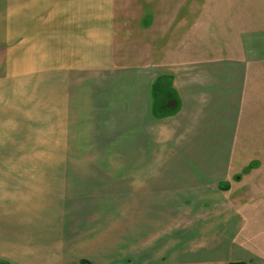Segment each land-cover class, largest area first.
Masks as SVG:
<instances>
[{"label": "crops", "instance_id": "0c3cea01", "mask_svg": "<svg viewBox=\"0 0 264 264\" xmlns=\"http://www.w3.org/2000/svg\"><path fill=\"white\" fill-rule=\"evenodd\" d=\"M179 1L182 22L187 29L194 22L197 30V36L190 29L184 35L183 50L204 58L179 66L153 61L148 69L141 39L149 38L154 60L157 40L164 38L158 23L172 32L175 0H0V102L12 106L22 96L25 103L8 118L19 125L23 118H46V106L29 108L47 96L50 111H56L54 103L59 113L52 118H83L84 107L96 109L90 94L94 75L102 79L104 71L114 76L124 68H117L115 55L125 54L117 48L135 28L137 115L145 112L151 132L157 123L165 126L164 150L171 151L159 162L157 179L137 194L135 244L128 231L116 240L109 227L95 235L87 221L76 224L75 217L63 228L61 213H48L49 202L2 187L0 264H264V159L242 154L264 150V15H255L249 4L240 12L233 4H214L219 15L212 21L229 23L230 29L212 32L214 40L222 35L225 42L210 53L201 4L195 20L188 1ZM127 15L137 16V27L128 26L133 19ZM10 123L7 133H25ZM23 147L0 143L1 161H13ZM4 177V184L14 181V174ZM174 207L181 209V223L164 218Z\"/></svg>", "mask_w": 264, "mask_h": 264}, {"label": "rangeland", "instance_id": "374dc122", "mask_svg": "<svg viewBox=\"0 0 264 264\" xmlns=\"http://www.w3.org/2000/svg\"><path fill=\"white\" fill-rule=\"evenodd\" d=\"M187 1L190 5L188 6L190 8L189 17L195 20L198 14L197 5L201 4L199 14L200 17L204 15V32H209L210 35V40L206 39L204 47H206V52L210 53L215 45L216 48L224 47L225 42L222 35L219 38L217 35L218 39L214 40L212 32H219L218 29H220V33L224 35L230 29L229 23L226 25L212 21L219 15L218 8L214 7V4L219 2L217 5L221 3L224 8H229L233 4L238 6L239 12L240 9L245 11L246 4H249L255 15H264V0ZM174 4L176 5L173 12L172 32L166 33L164 21L158 23V27L161 26L159 34H162L164 38L159 37L157 40V47L160 51L158 55H155L154 60L150 55L149 38L141 39L143 54L141 59L148 69L152 67L153 61H159L158 63L163 65L179 66L188 64L190 61L198 62L204 58L201 52L199 55L191 56V52L187 54L183 50L184 41L188 40L184 39V35L189 33L190 29L189 35L194 36L197 30L194 28L196 25L193 26L194 22L189 23V29L186 28V23L181 20V11H178L180 1L175 0ZM142 11L144 12V7ZM127 16L133 19L128 26L137 27V16ZM139 32L134 28L127 33L130 38L123 40L121 44L123 47L117 48V51L125 52L124 55H115L117 68L126 67L125 69H120L121 71L114 76L104 71L101 74L102 79L95 73V85L90 88V94L93 93V100L96 101L93 103L96 109L86 112V107H84L82 109L83 118L71 120L49 117L51 114L59 113L54 103L53 107H56V111H53V108L50 111V104L44 101L52 99V96H47L37 99L38 102L31 103L29 108L30 112L33 106H46L47 117L28 120L23 118V125H19V120L8 117L16 116V111L25 107V103L19 100L22 96H15L12 106L7 104L5 106L4 102H0V143L7 142L24 146L23 151H14L13 161H11L12 158L1 161L0 157V190L13 189L16 191L14 193L21 197H29L31 200L40 198L42 201L49 202L48 213L55 215L60 212L63 228L67 219L75 217L76 224L87 221V225L94 228L95 235L100 231L99 229L109 227L111 238L116 240L120 238L118 233L124 232L125 234L128 231L132 240L135 239L133 244L137 242V200H139L137 194H145L147 182L157 179L160 173L159 162H162L161 160L167 154H171V151L164 150L165 126L154 122L156 130L151 132L148 121L143 118L145 112H142L138 115L142 116L141 121L143 120L144 123L141 125L142 128H137V57L140 55L134 54L137 47L133 49L132 46L140 43L139 39L137 40ZM191 41H196V39L191 38ZM220 44L223 46H219ZM190 46L193 48L192 45ZM194 48L197 50L196 45ZM169 49L173 50V56L170 55L171 53L167 56L166 51L168 52ZM212 55L206 53L205 58L215 57ZM127 71H132L134 74L127 75ZM127 77L130 79L126 81L124 78L127 79ZM122 80H125L126 84L121 83ZM104 98L106 101L103 103ZM123 102H128L127 111L123 110ZM11 121L13 125L25 127V133L20 135L7 133L11 130L6 128L12 124ZM242 154L246 155V158L254 156L252 160L264 159V150L242 151ZM12 162L15 165H8ZM6 174H14V181L5 184L1 182ZM176 212H180V217L177 218V215H174ZM170 213L173 215L164 218L172 219L174 223H181L180 208L174 207ZM30 216L33 217L32 213ZM79 245H83L85 249V243Z\"/></svg>", "mask_w": 264, "mask_h": 264}, {"label": "trees", "instance_id": "16d2710c", "mask_svg": "<svg viewBox=\"0 0 264 264\" xmlns=\"http://www.w3.org/2000/svg\"><path fill=\"white\" fill-rule=\"evenodd\" d=\"M1 264H5V263H1ZM80 264H88L87 262H81ZM231 264H244V263H231Z\"/></svg>", "mask_w": 264, "mask_h": 264}]
</instances>
